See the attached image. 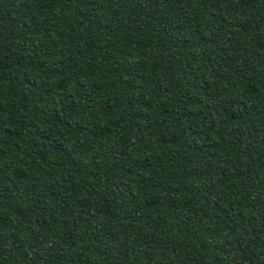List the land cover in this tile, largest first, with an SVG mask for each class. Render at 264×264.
I'll return each instance as SVG.
<instances>
[{
    "label": "clouds",
    "instance_id": "obj_1",
    "mask_svg": "<svg viewBox=\"0 0 264 264\" xmlns=\"http://www.w3.org/2000/svg\"><path fill=\"white\" fill-rule=\"evenodd\" d=\"M0 170V264H264V0H0Z\"/></svg>",
    "mask_w": 264,
    "mask_h": 264
},
{
    "label": "trees",
    "instance_id": "obj_2",
    "mask_svg": "<svg viewBox=\"0 0 264 264\" xmlns=\"http://www.w3.org/2000/svg\"><path fill=\"white\" fill-rule=\"evenodd\" d=\"M25 7H26V5H25ZM25 27H27V25H25ZM45 115H47V114H45ZM9 134H11V130H9ZM41 135H43V133H41ZM56 147H61L58 143L56 144ZM65 154H67L66 152H65ZM57 163H59V161L57 160ZM0 171H2V170H0ZM7 189H5V191H6ZM22 195H24V193H22ZM3 218L2 217H0V220H2ZM0 242H2V240H0ZM26 255V254H25Z\"/></svg>",
    "mask_w": 264,
    "mask_h": 264
}]
</instances>
